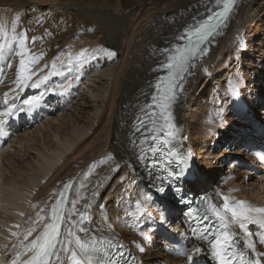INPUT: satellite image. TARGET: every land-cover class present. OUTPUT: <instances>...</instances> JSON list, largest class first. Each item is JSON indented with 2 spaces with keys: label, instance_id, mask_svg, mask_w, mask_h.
Returning <instances> with one entry per match:
<instances>
[{
  "label": "bare ground",
  "instance_id": "bare-ground-1",
  "mask_svg": "<svg viewBox=\"0 0 264 264\" xmlns=\"http://www.w3.org/2000/svg\"><path fill=\"white\" fill-rule=\"evenodd\" d=\"M27 1L48 6L49 10L56 5H71L77 9L74 15L81 25L89 20L97 22L100 35L93 34L92 40L85 41L79 38L85 35L83 29L69 32L66 40L58 45L65 54H51L36 67L48 66L36 72L33 81L50 72L56 59L58 66L67 64L70 57L75 64L77 58L83 59V53L87 59L81 64V79L72 78L73 86L64 96L45 93L32 112L11 119L6 127L8 134L0 137V260L11 258L14 245L20 250L18 246L27 228L38 222V214L45 219L35 223L37 231L29 241L43 230L57 196L65 184L74 181L62 232H76L86 225L98 235L119 240L137 264H185L184 258L177 253L198 247V238L191 236L183 222V213L155 192L157 183L149 171L150 141L144 139L143 130L134 131V125L151 102L152 85L164 74L153 71L166 58L157 49L175 45L177 34L193 23L192 17L201 20L209 9L220 7L221 0H13L4 16L0 11V43L16 35L11 32L13 15L8 20L7 17L23 8ZM128 2L131 5L126 8ZM260 15L264 16V0H237L227 23L206 45L204 55L191 74L186 75L183 91L173 105L179 131L172 143L177 151L192 155L198 145L199 151L193 158L197 166H205L202 178L195 185L208 191L210 196L221 193L232 200H244L253 209L264 208V126L259 123L264 124V100L259 96L264 89L257 88L259 84L264 86V65H261L264 64V45L257 44L252 33ZM32 37L25 39L32 41ZM242 37L247 38L249 52L236 50V43ZM12 47H16L15 43ZM75 50L76 55L73 54ZM94 50L98 52L96 57L91 52ZM19 59L11 48H6L0 59V110L5 99L11 103L15 97L20 104L23 99L44 92L43 86L26 90L17 87ZM204 66L210 67V74L203 71ZM249 69H255L254 75L258 72L261 76L255 84H252L256 81L250 78ZM223 73L225 79L220 81ZM61 79L51 77L49 82L59 83ZM226 81L246 95L249 104L256 103L251 108L253 113L247 115L236 109L230 100V84ZM209 84V97L200 113L193 139L189 135L187 105L200 87L205 90ZM209 138L216 142L212 147L220 146L214 153L209 152L206 144ZM224 153L232 156L228 164L219 159ZM235 153L238 158L233 160ZM107 156L113 159L105 160ZM139 156L144 159H138ZM220 163L228 170L224 169L217 178L214 169ZM139 183H142L141 194L134 190ZM145 195L153 199L144 203ZM136 201H140L147 212L139 221L129 215L136 211ZM81 213L87 220L77 224ZM142 229L149 233L151 240H141ZM236 231L237 240L245 247V231ZM248 231L258 252H264V246L259 244L264 237V225L253 223ZM141 243L144 253L136 247ZM206 258L207 255H201L195 264H207ZM61 259L67 264L65 256Z\"/></svg>",
  "mask_w": 264,
  "mask_h": 264
},
{
  "label": "snow or ice",
  "instance_id": "snow-or-ice-1",
  "mask_svg": "<svg viewBox=\"0 0 264 264\" xmlns=\"http://www.w3.org/2000/svg\"><path fill=\"white\" fill-rule=\"evenodd\" d=\"M234 3L235 0H222V6L214 11L209 9L206 18L198 20L197 17H192L193 23L187 25L181 33L177 34L175 45L169 44L164 49H157V52L166 58L160 61L153 71H163L164 75L158 76L152 85L154 94L151 96L150 104L143 110L148 120L138 117V123L134 125V131L143 130L146 133L144 139L151 141L149 149L151 154L164 153L166 164L176 163L178 165V167L169 170L167 176L161 179L158 185H154V188L155 192L159 194L173 191L177 202L186 205V210H183L182 214L183 222L191 236L203 242L201 246L184 249L177 253L184 258L185 264H195V260L201 255L210 256L216 264H264V252H260L256 258H250L236 242L238 238L236 230H244L246 234L245 247L251 251L256 250V243L252 240L248 226L253 223L264 225V208L253 209L246 205L245 201L232 200L228 195L221 193H216L214 196L205 194L198 196V199H188L181 182L190 175L193 155L191 152L175 151V146L172 145V141L176 139L179 131L174 119L173 105L178 101V96L183 91L186 75L191 74V70L204 55L206 45L211 43L215 34L227 23ZM16 29V24H13L11 32L16 33ZM4 35L7 36V33ZM13 43L16 45L15 48L12 47ZM6 48H11L13 54L20 58L17 87L26 90L28 87L39 89L43 86L44 92L31 98H25L20 104L17 103L15 97L11 103L7 99L4 100V107L0 110V137L8 134L6 127L11 119L19 118L22 113L32 112L39 106L45 93L66 95L73 86L72 78L76 81L81 79L79 75L81 64L87 59L82 53L83 59L77 58L75 64L72 63L71 57L67 64L61 63L57 66L56 63H53L50 72L42 79L33 81L36 72L43 71V68L48 66L36 68L35 66L41 58L38 56L33 55L27 60L25 59L28 56V49L24 34L21 33L19 38L13 35L10 41L0 43V59L3 58ZM108 54L114 55V52ZM34 68L35 71H33ZM204 72L207 73L208 69L204 68ZM51 77L62 79L59 83L54 81L50 83ZM225 83L230 84L229 95L238 99V88L232 86L231 82L226 81ZM157 142H159L158 146ZM112 159V156L105 158V160ZM138 159H144V157L139 156ZM197 182L198 178L196 177L191 181L193 184ZM71 187V183L64 185V191L59 193V199L51 206V215L43 230L29 241V237L37 231L35 223L45 219L44 216L38 214V222H33L34 226L27 228L26 234L18 246L20 250H16L17 246L14 245L11 258L0 260V264H53V261L56 264H65V261L61 259L62 255L67 258L68 264H130V261L135 259L125 253V246L119 240L98 235L95 230L88 229L86 225L79 227L76 232L71 230L62 232V224L66 221L63 207L65 193ZM217 198H219V203ZM152 199V196L145 195L143 201L147 203ZM72 208L74 212L77 211L74 203ZM135 208V212L129 213L134 220L139 221L141 215H147L146 209L141 206L140 201H136ZM82 220H87V216L81 213L80 219L76 223L79 224ZM140 237L142 241L151 240L149 233L143 229L140 231ZM24 241H28V243H24ZM203 244L207 245V251ZM259 244L264 246V238L259 240ZM136 247L140 253L145 252L142 243L137 244Z\"/></svg>",
  "mask_w": 264,
  "mask_h": 264
},
{
  "label": "rangeland",
  "instance_id": "rangeland-1",
  "mask_svg": "<svg viewBox=\"0 0 264 264\" xmlns=\"http://www.w3.org/2000/svg\"><path fill=\"white\" fill-rule=\"evenodd\" d=\"M12 2H13V0H0V11L2 12L3 16L6 14L5 10L9 6H11ZM71 3H75V2H71ZM130 5L131 4L128 2L126 4V8H128ZM134 5H135V3H134ZM72 6H73V4H72ZM65 7L66 6L62 7V6L56 5L54 8H52V10H49L48 6H37L34 3L27 1V2H24L23 8L22 7L19 8V11L15 10V11L8 14L7 20L10 18L11 15H13V20L11 22V28H12L13 24H16L17 29H16L15 34L17 37L21 33L24 34V38H27V36H33L31 38L32 41L26 40V39H25V41L28 43V44L26 43V45L29 46V47H26L28 49V57H31L33 55L41 57L35 67H37L38 65H41V63L43 61H46L51 54H54L56 52L60 53L59 56H63V54H65V50L62 49L58 45L60 43H62L63 41H65L69 32H71L73 30H74V32H76L78 30L80 31L83 29V31H84L83 34L88 35L89 37H85V35H83L82 37H79V38H84L85 41H86V39L92 40L90 38L92 37L93 34H94L93 36H96V37L98 35H100L99 33H97L98 32V26H99V25H97V22L89 20L87 23L81 25L79 22L80 19H78V17H76L74 15V14H77L76 13L77 9L75 7H71V5H67V7L66 8ZM37 9H39V10H37ZM28 10H29V12H28ZM17 17H19V19H17ZM263 17L264 16L260 15V20L253 27L252 33L254 34L253 38L255 39V41H257L256 43L264 45V18ZM67 18L70 19L71 25H70V22L68 21ZM64 20L66 22L65 24H64ZM49 21H52V22L48 23ZM88 23H90L91 25H88ZM40 25H42V26H40ZM67 25H69V26H67ZM0 30H2L1 25H0ZM44 30H45V35H44ZM56 33H57V35H56ZM73 35H75V33ZM1 36H2V31H0V39H1ZM54 38H56V39H54ZM91 52H92V54L94 53L93 55L95 57L98 54V52H96L95 50L91 51ZM73 54L76 55L77 51L75 50L73 52ZM255 60L258 61L259 58L256 57ZM55 63L58 66V59L55 60ZM261 65H264V64H261ZM223 70H224V68H223ZM254 71H255V69H249V72H248L250 75V78L252 80L255 79V81H256L252 84L257 83L259 81L258 78H261V76H260V74H258V72L254 75ZM207 73H209V71ZM222 75L223 76L219 77L220 81H224V79H225L224 73ZM262 80H264V78H262ZM259 86L264 89V86L262 84H259L257 86V88ZM202 88L200 87L196 91L195 95L191 98L190 104L187 105V107H188L187 121H188V125H189V135L191 134L193 139L195 137L194 132H196V125H198V123H199L200 113H201L203 106L205 105L206 101L208 100L209 91H210L211 86H210V84L207 85L205 90ZM263 93L261 92V95H259V96L264 100V94ZM89 97H90V99H92L90 95H89ZM205 97H206V99H204ZM261 114H263V113H261ZM206 144L208 146L209 152L211 151L212 153H214V151H217L218 148L220 147L219 145H215L214 147H212L213 144H216V142L212 141L211 138H209L208 143H206ZM195 149L197 151H199L198 145H196V147L194 148V151H195ZM241 152H242V150H241ZM235 154L236 155H235V157H233V160L238 158L237 157L238 153H235ZM213 157H214L213 155H210V159H213ZM230 157H232V156H230V153H224V154H222V156H219V159H221V161H224V164H228V161L231 160ZM207 159H208V157H206V160ZM197 161L199 162V160H197ZM233 163H235V161H233ZM236 168L237 167H235V169ZM224 169H225V172H227L228 167L222 166V163H220L219 166H217V168L214 169L215 170V177L219 178L220 174L221 173L223 174ZM238 170L239 169L237 168V171ZM139 182H140V179H139ZM141 185H142V183H139V185H137V187L134 189L135 191H138V194H141L143 191L142 188L140 187Z\"/></svg>",
  "mask_w": 264,
  "mask_h": 264
}]
</instances>
